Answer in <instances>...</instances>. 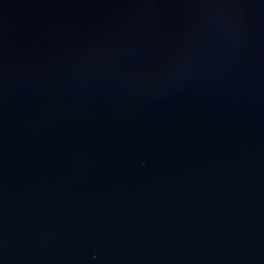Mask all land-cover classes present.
<instances>
[{
  "label": "water",
  "instance_id": "95a60500",
  "mask_svg": "<svg viewBox=\"0 0 264 264\" xmlns=\"http://www.w3.org/2000/svg\"><path fill=\"white\" fill-rule=\"evenodd\" d=\"M0 264H264V0H0Z\"/></svg>",
  "mask_w": 264,
  "mask_h": 264
}]
</instances>
